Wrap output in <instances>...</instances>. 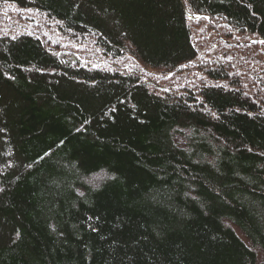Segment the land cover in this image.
<instances>
[{"label":"trees","instance_id":"16d2710c","mask_svg":"<svg viewBox=\"0 0 264 264\" xmlns=\"http://www.w3.org/2000/svg\"><path fill=\"white\" fill-rule=\"evenodd\" d=\"M6 6L0 264H264V0Z\"/></svg>","mask_w":264,"mask_h":264},{"label":"rangeland","instance_id":"374dc122","mask_svg":"<svg viewBox=\"0 0 264 264\" xmlns=\"http://www.w3.org/2000/svg\"><path fill=\"white\" fill-rule=\"evenodd\" d=\"M1 27H4L6 31L13 34L24 32H34L37 34L38 32H41L43 36L48 39V42L52 47H56V43L53 41V39L58 38L57 36L59 35L55 25H51L50 21L46 20L38 13L34 11L18 10L13 6H6L2 9V11H0V28ZM73 43L76 42L73 40ZM86 57L87 55L84 56L82 60L86 59ZM88 57V60L91 59L88 61L89 63H93L92 61L96 62L102 59V57L100 58L98 56L90 57V55H88ZM143 77L150 83H156L158 86H168L180 81V79L175 80V78L173 80L166 79L167 76L165 74L156 71L144 72Z\"/></svg>","mask_w":264,"mask_h":264},{"label":"water","instance_id":"95a60500","mask_svg":"<svg viewBox=\"0 0 264 264\" xmlns=\"http://www.w3.org/2000/svg\"><path fill=\"white\" fill-rule=\"evenodd\" d=\"M258 42H263V40H257Z\"/></svg>","mask_w":264,"mask_h":264}]
</instances>
